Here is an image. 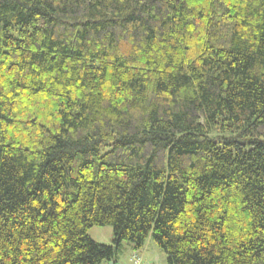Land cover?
<instances>
[{
    "label": "trees",
    "instance_id": "trees-1",
    "mask_svg": "<svg viewBox=\"0 0 264 264\" xmlns=\"http://www.w3.org/2000/svg\"><path fill=\"white\" fill-rule=\"evenodd\" d=\"M149 237L264 264V0H0V264Z\"/></svg>",
    "mask_w": 264,
    "mask_h": 264
},
{
    "label": "rangeland",
    "instance_id": "rangeland-1",
    "mask_svg": "<svg viewBox=\"0 0 264 264\" xmlns=\"http://www.w3.org/2000/svg\"><path fill=\"white\" fill-rule=\"evenodd\" d=\"M87 232L95 242L104 245H113V228L111 225L92 226ZM130 252L131 250L128 245L124 243L122 251L118 253L115 259V264H130ZM140 252L145 261H150L154 264H166V254L154 243L151 237L146 239ZM101 264H108V262L105 261Z\"/></svg>",
    "mask_w": 264,
    "mask_h": 264
},
{
    "label": "built area",
    "instance_id": "built-area-1",
    "mask_svg": "<svg viewBox=\"0 0 264 264\" xmlns=\"http://www.w3.org/2000/svg\"><path fill=\"white\" fill-rule=\"evenodd\" d=\"M129 261L130 264H154L150 261H145L137 250H131Z\"/></svg>",
    "mask_w": 264,
    "mask_h": 264
},
{
    "label": "water",
    "instance_id": "water-1",
    "mask_svg": "<svg viewBox=\"0 0 264 264\" xmlns=\"http://www.w3.org/2000/svg\"><path fill=\"white\" fill-rule=\"evenodd\" d=\"M109 264H114V261H110Z\"/></svg>",
    "mask_w": 264,
    "mask_h": 264
},
{
    "label": "crops",
    "instance_id": "crops-1",
    "mask_svg": "<svg viewBox=\"0 0 264 264\" xmlns=\"http://www.w3.org/2000/svg\"><path fill=\"white\" fill-rule=\"evenodd\" d=\"M129 247V246H128ZM129 249H131L130 247H129ZM139 253L141 254V252H140V250H139ZM130 262V261H129Z\"/></svg>",
    "mask_w": 264,
    "mask_h": 264
}]
</instances>
